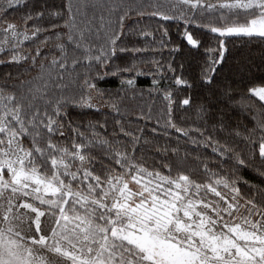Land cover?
Returning <instances> with one entry per match:
<instances>
[{"label": "snow or ice", "instance_id": "obj_1", "mask_svg": "<svg viewBox=\"0 0 264 264\" xmlns=\"http://www.w3.org/2000/svg\"><path fill=\"white\" fill-rule=\"evenodd\" d=\"M21 6L26 12L17 23L9 13ZM143 20H157L159 41L144 30ZM164 22L182 23L181 35L196 50L203 41L188 30L192 25L216 37V47L203 53L198 80L210 95L231 101L236 93L220 78L226 40H264V0H31V7L29 0H0V53L36 72L27 79L23 72L15 78L8 73L0 82V264H264V187L243 181L245 192L237 175L257 158L258 144L261 163L255 168L264 182V83L232 101L253 114L254 126L241 133L229 131L228 114L210 101L195 104L191 94L174 100L171 88L153 80L151 91L167 102L165 128L210 147L218 170L196 157L202 167L185 172L189 154L181 156L178 147L171 148L175 175L168 155L150 169L135 155L140 138L126 132L121 120L114 125L133 142L131 152L96 131L106 130V121L70 118L74 108L105 106L123 117L124 98L137 91L134 79L122 78L115 95L100 85L110 75L138 72V64L146 63L138 58L147 55L161 78L166 67L175 85L194 86L175 75L173 60L155 59L171 43ZM149 36L159 45L151 53L135 39ZM25 42L36 47L23 49ZM194 104V123L201 127L177 126L174 108ZM192 132L202 139H191ZM217 133L242 139L248 153L227 136L221 142ZM225 158L234 165L227 171Z\"/></svg>", "mask_w": 264, "mask_h": 264}, {"label": "trees", "instance_id": "obj_2", "mask_svg": "<svg viewBox=\"0 0 264 264\" xmlns=\"http://www.w3.org/2000/svg\"><path fill=\"white\" fill-rule=\"evenodd\" d=\"M215 2V0H213ZM59 3V0H57ZM29 7H31V0H29ZM242 11V10H241ZM26 9L21 6L14 12H10L9 16H16L17 23L21 21L18 19L20 15L24 14ZM243 20V16L240 17ZM144 26V30L148 32H153V36L156 41H159L160 35L155 31L157 27V20H143L140 22ZM40 26L46 27L44 22H39ZM164 27L169 28V36L171 43L167 48L158 52L155 59L159 60L162 64H165L169 60H173V67L176 68L175 75H182L185 79L189 81L190 84L194 83L192 88L185 87L183 85H175V76L167 71L165 67V72L163 78L156 71L155 66L151 63L153 57L151 55L144 56L139 59H143L146 63L138 64L139 71L133 72L131 76H108L105 81L100 85L103 88L112 90L115 95L116 90L119 89L120 80L122 78L134 79V87L137 89L135 95L129 92L128 96L124 98L123 104L121 106V111L125 113L122 117L117 115L111 108L107 106L103 110H98L95 108H74L70 111V118L78 123L87 124L89 121L93 123L99 121L101 124L107 122L106 130L97 128L96 131L103 137H107L112 140L113 143L117 141L120 142L121 150L123 145H127V150L131 152L133 148V142L130 139H126L123 134H119V127L114 125V120H121L122 124L125 126L126 132H131L135 136L140 138V145L137 146L135 155L138 160H143L145 165L150 169L153 167V161H159L162 156L168 155L173 160L175 175V157L171 153V148H179L180 155L183 156L185 152L189 154L188 159L183 162V170L187 172L189 168L202 167L196 162V157L201 159H206L210 161L209 167L212 169H217L218 157L212 153L210 147H204L201 145L197 147L195 144L190 142V138H185L181 134L175 132L174 129L165 128L166 117V101L163 99L161 93L156 91H151L153 88V80H158L159 87L164 88L165 86L171 88L175 92L174 100H182L185 96L191 94L194 98L195 104L208 103L211 102L214 105L215 110H223L228 114L229 117V131L238 128L241 133H244L246 128H252L254 122L252 120V113L246 109H242L238 103H233L232 101H239L241 95L246 93L247 88L253 84L264 83V61H262V56H264V40L258 37H245V36H232L227 38L226 47L228 51L226 52L227 59L223 62V67L220 69V78H223L231 84L232 90L236 93L232 97V100H226L219 93L215 95H210L209 91L203 87L199 82L198 76L200 68L199 66L207 58L203 55L206 48L216 47V37L211 33H207L204 29H198L195 25L189 27V31H192L196 38L203 41V44L198 50L192 48L188 45L184 37L181 35L184 27L182 23L178 22H164ZM153 36L147 38L138 37L136 39V46L145 47L148 46L149 52L153 49L159 48L158 43H153ZM43 39V37H41ZM179 45L180 47L172 52L171 49ZM36 43L25 42L23 49H34ZM11 53H0V82H3L5 75L11 73L13 78H15L19 73L23 72L24 76L22 78L27 79L28 77L35 76V70L28 71L27 66L20 67L15 63L7 62L9 61V56ZM50 58V57H49ZM130 60L131 58H124ZM121 67L125 64L122 63L121 59L115 61ZM184 65L183 72H181L180 65ZM219 67V66H218ZM112 71V69H109ZM11 83V81L9 82ZM195 104L192 108H187V106H176L172 113L173 121L179 127L188 128L190 125L193 127H201L199 123H194L197 120L195 112ZM149 112L151 113V119H148ZM143 113V116H141ZM157 119L160 120V124L157 125ZM211 121L209 124L211 125ZM156 129V133H153L152 129ZM84 131L85 129H81ZM227 133H217L215 138H218L223 142ZM235 144L241 145L245 153H248V148L250 145H246L242 139L233 138L227 136ZM191 139H202L197 137L195 132L191 133ZM144 141H148L147 144ZM164 149H168L164 152ZM160 154H157V152ZM257 158L254 161H250L249 166L241 167L237 169V175L242 178L241 188L243 191L247 192V186L243 184V181H247L249 185L264 187V182L259 177L256 171L255 165L261 163L258 157V144L256 146ZM92 156L100 159L101 153L98 151H93ZM107 163V161H105ZM224 170H230L234 167L233 163L225 158L222 163ZM218 170V169H217ZM167 174V173H165ZM197 179H203V173ZM251 195V193H249Z\"/></svg>", "mask_w": 264, "mask_h": 264}]
</instances>
